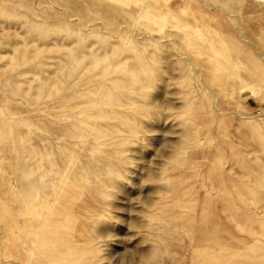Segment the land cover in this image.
I'll return each instance as SVG.
<instances>
[{
    "label": "rangeland",
    "instance_id": "374dc122",
    "mask_svg": "<svg viewBox=\"0 0 264 264\" xmlns=\"http://www.w3.org/2000/svg\"><path fill=\"white\" fill-rule=\"evenodd\" d=\"M0 264H264V0H0Z\"/></svg>",
    "mask_w": 264,
    "mask_h": 264
},
{
    "label": "clouds",
    "instance_id": "9594fccd",
    "mask_svg": "<svg viewBox=\"0 0 264 264\" xmlns=\"http://www.w3.org/2000/svg\"><path fill=\"white\" fill-rule=\"evenodd\" d=\"M38 186L40 187L41 190L47 188V177L44 175H41L38 178Z\"/></svg>",
    "mask_w": 264,
    "mask_h": 264
},
{
    "label": "bare ground",
    "instance_id": "6f19581e",
    "mask_svg": "<svg viewBox=\"0 0 264 264\" xmlns=\"http://www.w3.org/2000/svg\"><path fill=\"white\" fill-rule=\"evenodd\" d=\"M207 90V89H206ZM61 190V189H60ZM70 193V192H69ZM65 196H67V195H65ZM50 220V219H49ZM202 250V249H201Z\"/></svg>",
    "mask_w": 264,
    "mask_h": 264
}]
</instances>
